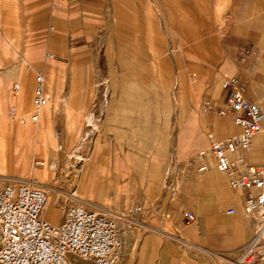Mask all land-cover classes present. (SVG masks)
I'll return each mask as SVG.
<instances>
[{"label": "rangeland", "instance_id": "rangeland-1", "mask_svg": "<svg viewBox=\"0 0 264 264\" xmlns=\"http://www.w3.org/2000/svg\"><path fill=\"white\" fill-rule=\"evenodd\" d=\"M95 1L91 26L52 22L42 40L30 26L29 46L26 26L3 22L0 14V187L37 180L48 195L43 213L51 206L62 214L71 204L101 210L123 239L138 215H128V206L153 203L174 182L173 170L206 148L211 132L201 102L219 94L231 70L219 26L251 25L264 11L227 13L250 0ZM254 1L260 7L263 0ZM36 73L52 99L38 123L19 124L7 111L32 110ZM26 78L22 97L12 84ZM43 110L52 116L45 131ZM91 158L103 182L79 184L80 167ZM71 256L70 264H94Z\"/></svg>", "mask_w": 264, "mask_h": 264}, {"label": "crops", "instance_id": "crops-1", "mask_svg": "<svg viewBox=\"0 0 264 264\" xmlns=\"http://www.w3.org/2000/svg\"><path fill=\"white\" fill-rule=\"evenodd\" d=\"M250 1V6L245 2L241 7L235 6L234 11L229 8L227 13L255 15L261 9L264 11V0L260 7L254 0ZM2 7L0 14L6 16L3 22L26 26L24 46H29L30 26H36L41 40L47 33L45 26H52V22L60 26H91L97 15L98 2L4 0ZM251 21V25L236 22L231 26H219L220 42L225 58L231 64L226 77L236 76L244 85L245 97L264 107V19ZM240 53L246 55L245 60L238 59ZM28 91L29 78H26L19 94L23 97ZM52 93L57 100L61 98L59 86L53 87ZM225 96L221 85L219 94L214 99L209 98L214 109L207 111V130L217 138L240 130L234 113L219 115L215 111L223 104ZM41 116L42 131L52 127V116L49 117L45 110ZM237 154L251 162L264 161V130L255 134L248 150H239ZM94 161L87 159L81 165L76 177L79 184L94 186L103 182L93 171ZM202 161L207 164L202 172L190 168L182 175L177 172L179 167L175 168L172 185H167L169 188H164L153 203L141 205V211L129 222L123 235V264H231L239 249L253 236L254 221L244 209L247 191L229 186L225 174L216 169L210 152ZM3 163L0 159V166ZM77 195L80 197L78 192ZM229 208L233 209L232 213H227ZM187 211L193 213V220H186ZM43 216L60 223L64 213L59 214L50 206Z\"/></svg>", "mask_w": 264, "mask_h": 264}, {"label": "built area", "instance_id": "built-area-1", "mask_svg": "<svg viewBox=\"0 0 264 264\" xmlns=\"http://www.w3.org/2000/svg\"><path fill=\"white\" fill-rule=\"evenodd\" d=\"M245 58L244 53L238 56L241 61ZM222 88L225 101L215 111L219 115L234 113L240 130L224 138L208 134V146L185 160L177 172L183 175L190 168L204 171L207 164L202 160L210 152L216 169L225 174L229 186L247 191L244 209L254 221V234L231 264H264V161L251 162L237 154L239 150H248L255 134L264 130V107L245 97L244 85L236 76L226 77ZM20 89V83L13 82V92ZM50 100L44 75L36 73L33 110L19 113L17 106L11 105L7 115L19 124H36L40 109ZM201 108L210 111L214 103L205 98ZM47 201L43 188L27 183L12 182L0 187V264H70L69 254L94 264H118L123 239L115 219L107 212L71 204L64 209L63 220L53 223L43 216ZM141 209V205H132L126 211L130 215ZM232 212L233 209H227V213ZM185 218L190 221L194 215L187 211Z\"/></svg>", "mask_w": 264, "mask_h": 264}, {"label": "bare ground", "instance_id": "bare-ground-1", "mask_svg": "<svg viewBox=\"0 0 264 264\" xmlns=\"http://www.w3.org/2000/svg\"><path fill=\"white\" fill-rule=\"evenodd\" d=\"M34 85V84H33ZM46 88V87H45ZM51 93V92H50ZM32 94H33V87H32ZM51 99H52V94H51ZM51 101V100H50ZM48 105V104H47ZM32 106V105H31ZM33 110V109H32ZM29 184H36V185H38V186H40V187H42V188H44L41 184H39V181H37V180H32V182H29ZM69 260H70V258H69Z\"/></svg>", "mask_w": 264, "mask_h": 264}]
</instances>
